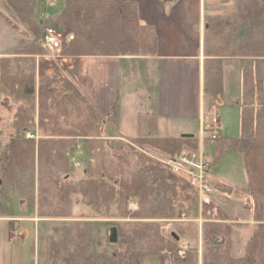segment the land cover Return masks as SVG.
<instances>
[{"label":"trees","instance_id":"1","mask_svg":"<svg viewBox=\"0 0 264 264\" xmlns=\"http://www.w3.org/2000/svg\"><path fill=\"white\" fill-rule=\"evenodd\" d=\"M2 2L34 38L48 27L62 31L65 56L140 58L157 54L156 28L142 22L138 4L131 0H65L62 12L47 23L35 17L34 0ZM237 6L231 17L206 21L204 100L209 101V112L222 95L223 61L240 59L241 136L230 146L243 156L248 187L237 190L221 182L212 184L210 177L206 182L226 199L243 198L249 204V222L256 227L244 264H264V0H239ZM37 43L31 41L13 56H0L4 95L0 106L10 111L15 107V133L0 150V185L15 187L32 202L37 195L42 220L74 219L73 196H81L100 217L80 219L117 220L119 240L130 249V253L100 251V240H92L90 234L74 239L69 235L63 248L58 244L61 250H52L55 253L49 260L56 262L61 254L64 264H140L142 259L166 256L170 264H200L201 241V264H243L232 255L234 220L203 196L200 225L193 214L199 209L198 184L132 147L140 144L175 157L197 150L199 138H143L135 144H118L104 117L75 84L79 63L75 62L67 77L49 75L42 59L45 47ZM27 132L36 136L27 139ZM79 141L99 156L85 170L86 177L72 182L69 172ZM131 203L137 205L136 211L130 210ZM181 251L184 258L178 256Z\"/></svg>","mask_w":264,"mask_h":264},{"label":"rangeland","instance_id":"2","mask_svg":"<svg viewBox=\"0 0 264 264\" xmlns=\"http://www.w3.org/2000/svg\"><path fill=\"white\" fill-rule=\"evenodd\" d=\"M34 2V15L37 20L42 21L43 23H47L50 19L56 18L62 12L65 6V0H34ZM238 4L239 0H205L206 17L204 18V23L206 24L208 19L216 16H233L237 10ZM43 32L38 36V38H34L27 31L26 26L21 24L17 16L7 8L2 0H0V54L12 52L14 48L19 46L21 41L25 43L24 45H27L31 41H36L38 42L37 44H40L39 42ZM158 49L159 44L157 34V54ZM15 53L16 52L10 56L15 55ZM47 57L50 58V54L45 50V55L42 57V59L46 61L48 65V73L49 75H54L59 78L67 77L68 73L73 70L75 62L79 63L80 59L72 56H65L62 52L60 53V57L57 59L50 60L47 59ZM36 59L40 60V56H38ZM78 78L79 67L75 84L80 89L78 86ZM81 93L83 94L82 91ZM3 96L4 95H2L0 89V100H3ZM84 97L92 105L85 95ZM219 99L216 98L214 100L213 106L209 112H206V107L208 106L209 101L204 100L203 115L215 113L216 107L219 105ZM239 101V106H235L233 104L227 105L226 103L222 102L223 128L221 131V138L219 141L214 143L208 140V144L205 146V149L210 160L212 161L209 171L210 182L212 184L215 182H221L233 187L234 189L242 190L248 187V178L245 170L244 159L237 148L230 146L232 141L238 140L241 136V89ZM14 115L15 107H13V109L10 111L4 106H0V150L6 143L10 141L15 133L13 127ZM32 135L36 136V133ZM193 135L194 137L199 136L198 124L194 128ZM134 142L135 141L129 142L126 140L124 141L117 139L118 144L124 143L130 145ZM135 145L136 147L132 146L133 149L140 152L147 158L160 163L155 158L157 156L153 153L155 150L144 145ZM73 154L74 157L72 160L75 165L69 172V181L77 182L86 177L85 170L88 169L89 165L98 161L99 153L97 150L86 148L82 141H79V145ZM20 177H24L22 172H20ZM183 178L192 181L188 176ZM26 187L28 188V185H26ZM182 187L185 188V185ZM179 190L181 191L183 189L180 187ZM35 192H37V186L35 187ZM197 196L199 209L193 214L195 217L198 216V223L200 225L203 223L201 217V204L204 198L203 196H206L211 202L221 208L234 220L231 222L233 233L230 235L232 242V255L234 257H239V261H242L244 264V261L247 258L246 252L252 238V232L256 227L255 224L249 222L251 218V212L248 210L249 204L243 198L226 199L215 192L205 194L201 193L199 190ZM37 201V195L35 196V201L32 202L28 196L23 195L22 192L15 187L6 185L1 187L0 185V217L9 216V218H24L18 227V221L3 220L0 218V250H5L3 253L4 258L3 256L0 258V264H64V258L61 254L58 255V260L56 262L49 260L48 256L55 253L52 251L54 248L55 250L56 248L57 250L60 247L63 248L62 244L66 242L65 237L69 235L74 239L77 235L90 234L92 240H100V251L104 248L111 253H130V249L124 240H119L115 245L109 243L110 230L115 227V222H118L117 220L80 219L81 217H100L97 216L98 214L96 211L91 208L90 202H88L83 197L73 196V205L71 211L74 219L71 220L40 219L38 215L39 207ZM129 208L131 211H136L137 205L131 203ZM103 217L108 216L106 215ZM182 219L184 220L185 216H183ZM10 221L16 222L14 223L16 224V229L12 230L13 223H10ZM18 235H21V240L18 238ZM58 244L61 246L59 247ZM61 248L59 250H61ZM201 250L202 243L200 241V264ZM178 256L184 258L185 252H179ZM140 264H170V261L166 256H163L159 259H142Z\"/></svg>","mask_w":264,"mask_h":264},{"label":"crops","instance_id":"3","mask_svg":"<svg viewBox=\"0 0 264 264\" xmlns=\"http://www.w3.org/2000/svg\"><path fill=\"white\" fill-rule=\"evenodd\" d=\"M131 1L138 4L142 22L156 27L158 54L140 58H80L78 86L104 117L116 139H175L193 135L197 124L200 135L206 93L205 0ZM24 44L21 41L12 52L0 56H10ZM222 77L223 91L216 107L221 118L219 138L223 128L222 102L235 106L240 103L242 61L225 59ZM0 218L18 221L17 227L24 220ZM17 227L12 224V230ZM18 238L21 240V235ZM4 252L0 250V258H4Z\"/></svg>","mask_w":264,"mask_h":264},{"label":"built area","instance_id":"4","mask_svg":"<svg viewBox=\"0 0 264 264\" xmlns=\"http://www.w3.org/2000/svg\"><path fill=\"white\" fill-rule=\"evenodd\" d=\"M64 34L53 27H48L44 30L40 38V43L45 50L50 54V58L54 60L60 57L62 52V42ZM221 129V118L219 112L213 114H205L202 116V127L199 135V148L197 150H187L180 155L170 157L159 152H153L155 157L161 164L165 165L175 174L181 177H189L190 180L198 184L201 193H212L211 187L206 180L209 177V171L212 165L208 153L205 151L206 137L211 142H216L219 138ZM27 139L34 138L32 133L27 132ZM136 147V145H133ZM142 152V150L140 149Z\"/></svg>","mask_w":264,"mask_h":264},{"label":"water","instance_id":"5","mask_svg":"<svg viewBox=\"0 0 264 264\" xmlns=\"http://www.w3.org/2000/svg\"><path fill=\"white\" fill-rule=\"evenodd\" d=\"M181 138H184V139H193L194 138V135H190V134H186V135H182ZM175 236V235H173ZM177 240H178V237H177ZM119 241V235H118V230L117 228H112L110 230V236H109V243L110 244H117Z\"/></svg>","mask_w":264,"mask_h":264}]
</instances>
